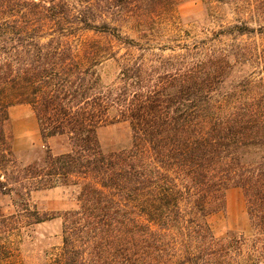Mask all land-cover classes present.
I'll list each match as a JSON object with an SVG mask.
<instances>
[{"label": "trees", "instance_id": "obj_1", "mask_svg": "<svg viewBox=\"0 0 264 264\" xmlns=\"http://www.w3.org/2000/svg\"><path fill=\"white\" fill-rule=\"evenodd\" d=\"M188 1L0 0V171L18 205L0 237L24 219L60 217L51 264H264V49L240 42L264 40V0H210L248 18L214 38L156 42L154 25ZM220 38L239 45L227 50ZM110 61L120 72L106 85ZM238 66L253 72L234 80ZM20 105L44 144L65 137L70 150L48 148L43 164L19 167L10 111ZM115 122L129 123L132 145L106 153L98 130ZM68 186L79 188L76 209L31 208L33 192ZM232 189L245 197L248 238H217L210 223ZM0 239L8 263L13 242Z\"/></svg>", "mask_w": 264, "mask_h": 264}, {"label": "rangeland", "instance_id": "obj_2", "mask_svg": "<svg viewBox=\"0 0 264 264\" xmlns=\"http://www.w3.org/2000/svg\"><path fill=\"white\" fill-rule=\"evenodd\" d=\"M239 16L248 18L246 13H238L232 5L217 4L210 0H189L177 8L173 17L162 18L155 24L153 31L156 42L160 44L170 46L191 44L196 40L216 37L223 27L235 23ZM250 24L254 28H259L257 22L253 21ZM220 40L222 42L216 44L230 51L236 50L239 45V42L230 39L220 38ZM240 42L248 44L251 49H264V40L259 36L243 38ZM155 53L164 58H172L178 55L184 56L186 52L156 50ZM119 72V66L114 61L104 64L100 69L106 85L115 83ZM250 72H253V68L238 66L234 69L233 79H242ZM10 117L19 167L33 163L43 164L48 148L54 155L65 154L70 150L69 141L65 137L53 138L47 144L43 143L38 121L29 106L13 107ZM98 137L106 153L128 149L132 145V132L127 122H115L101 127L98 130ZM12 189L14 186L6 182L0 171V219L18 215V205ZM78 194L79 188L76 186L36 191L30 196V206L41 214L58 215L77 208ZM23 221L10 228L8 234L0 237L9 236L14 249L13 258L8 263L0 264H51L62 247V218L37 225H29L28 219ZM210 223L217 238L231 235L248 238L251 228L243 192L239 189L228 191L225 213L212 217ZM4 241L0 239V243Z\"/></svg>", "mask_w": 264, "mask_h": 264}]
</instances>
